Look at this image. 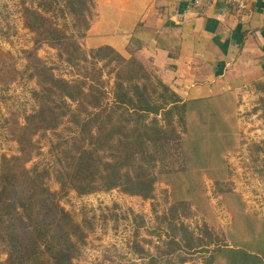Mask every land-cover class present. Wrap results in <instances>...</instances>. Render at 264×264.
<instances>
[{
    "label": "trees",
    "instance_id": "16d2710c",
    "mask_svg": "<svg viewBox=\"0 0 264 264\" xmlns=\"http://www.w3.org/2000/svg\"><path fill=\"white\" fill-rule=\"evenodd\" d=\"M21 5L34 41L24 50L25 71L37 87L31 92L33 110L12 124L18 153L0 159V240L8 255L0 264H76L89 219L77 221L60 199L71 191L115 188L153 199L163 181L174 200L170 216H163L170 219V232L158 246V256L166 259L153 256L151 264H188L186 256L193 252H204L203 264H222L221 257L226 264H264V233L252 243L221 241L208 248L188 225L172 223L179 215L176 203L186 200L180 197L184 184L191 192L199 187L193 171L199 178L207 173L217 184L232 175L223 157L232 146L234 118L227 104L232 98L226 96L231 93L183 100L137 57L126 58L108 45L85 49L81 39L95 0H21ZM177 41L160 37L166 47ZM44 44L57 49L76 78L58 75L39 55ZM11 67L15 79L16 61ZM64 123L66 132L57 131ZM49 131L55 135L51 161L27 167L41 152L36 136ZM52 174L58 190L49 185Z\"/></svg>",
    "mask_w": 264,
    "mask_h": 264
},
{
    "label": "rangeland",
    "instance_id": "374dc122",
    "mask_svg": "<svg viewBox=\"0 0 264 264\" xmlns=\"http://www.w3.org/2000/svg\"><path fill=\"white\" fill-rule=\"evenodd\" d=\"M21 8V0H0V159L18 153L12 124L14 119L23 122L26 113L35 107L31 92L37 84L25 71L24 56V50L32 47L34 41L33 34L24 27ZM59 20L64 22L63 18ZM81 42L85 49H90L84 38ZM38 53L58 75L77 77L76 71L59 57L56 48L44 44ZM12 61H16L19 71L15 79L11 75ZM104 76L112 84V76L106 73ZM260 82L263 83L259 85ZM260 82L243 89L238 97L234 93L226 95L232 98L227 104L231 105L234 119L231 120L232 146L223 157L232 169L231 177L217 184L207 173L199 178L193 171L199 187L191 192L185 183L180 197L186 200L176 203L179 215L172 223L188 225L208 248H214L221 241L252 243L254 236L264 233V91L261 89L264 79ZM65 124L69 123L57 131L66 132ZM54 137L52 131L36 136L41 152L33 156L27 167L51 161L48 151ZM213 173L218 175V169ZM49 185L53 190L59 189L53 174ZM173 201L170 187L164 181L156 184L153 199L130 195L118 188L89 194L69 192L60 203L77 221L89 219L88 237L76 264H151L153 256L160 257L158 246L168 238L170 219L165 220L163 216H170ZM7 257L0 240V263ZM186 257L188 264H203L205 254L193 252ZM219 260L227 263L223 257Z\"/></svg>",
    "mask_w": 264,
    "mask_h": 264
},
{
    "label": "crops",
    "instance_id": "0c3cea01",
    "mask_svg": "<svg viewBox=\"0 0 264 264\" xmlns=\"http://www.w3.org/2000/svg\"><path fill=\"white\" fill-rule=\"evenodd\" d=\"M247 2L239 9L225 0L199 7L193 0H95L84 43L137 57L183 100L238 97L264 79V0ZM166 34L178 41L160 44Z\"/></svg>",
    "mask_w": 264,
    "mask_h": 264
},
{
    "label": "built area",
    "instance_id": "2783aa9c",
    "mask_svg": "<svg viewBox=\"0 0 264 264\" xmlns=\"http://www.w3.org/2000/svg\"><path fill=\"white\" fill-rule=\"evenodd\" d=\"M220 0H193L194 6H203L209 3H215ZM233 5H235L239 9H245L248 6L247 0H225Z\"/></svg>",
    "mask_w": 264,
    "mask_h": 264
}]
</instances>
